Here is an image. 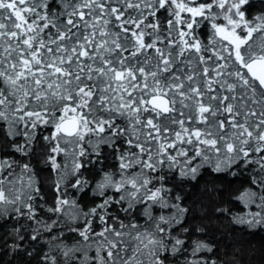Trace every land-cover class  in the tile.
I'll list each match as a JSON object with an SVG mask.
<instances>
[{"label":"snow or ice","instance_id":"1","mask_svg":"<svg viewBox=\"0 0 264 264\" xmlns=\"http://www.w3.org/2000/svg\"><path fill=\"white\" fill-rule=\"evenodd\" d=\"M252 2L0 0L5 150L27 158L50 128L55 193L38 205L31 163L0 157V220L17 222L20 241L21 229L33 241L58 230L42 264H219L201 255L210 244L181 238L189 209L168 186L170 174L195 180L206 166L232 176L251 166L237 199L257 211L231 219L264 229V10L251 13ZM111 155L118 166L106 171ZM89 165H101L98 180L84 177Z\"/></svg>","mask_w":264,"mask_h":264},{"label":"trees","instance_id":"2","mask_svg":"<svg viewBox=\"0 0 264 264\" xmlns=\"http://www.w3.org/2000/svg\"><path fill=\"white\" fill-rule=\"evenodd\" d=\"M260 10H264V3H261V0H253L249 11L255 14ZM198 34L206 42L207 29L199 30ZM37 131V143L27 158L12 152L10 148L5 150L6 142L3 133L0 132V157L11 156L20 161L21 164L30 162L39 180L41 195L43 196V200L38 198L36 203L51 206L55 196L51 187L53 171L50 166L44 163L49 153L48 145L42 139V135H50L51 129L42 126ZM17 142L22 141L17 138ZM57 162L63 164L60 157H57ZM117 166L118 162L114 155L109 156L103 162L106 171H115ZM99 167L101 165L95 167L89 165V168L81 171L84 173V177L90 181H95L100 178L99 173L96 172ZM16 171L19 172L20 169L16 168ZM251 173V166L246 172L236 176L228 173H216L211 167L206 166L200 170L195 180H181L175 173L170 174L171 179L168 181V186L180 193L183 197L182 206L189 209L180 225V228H187L189 231L186 234L181 233V238L186 241L190 238L200 239L210 244L213 247V252L201 253L204 258L217 260L219 264H264V229H247L244 226L233 224L231 219L234 216L257 211L255 205H248L237 199L245 189L252 187ZM69 194L71 197H79V202L82 204L90 203L93 199L90 191L78 194L69 188ZM37 218L51 222L49 214H46L42 209H38ZM121 218H123L122 214ZM51 219H55V216H51ZM136 219L139 223H144L142 218L137 216ZM20 223H27L29 229L34 227L31 221L21 220ZM18 226L13 219L0 220V264H42L43 256L48 252L46 241L56 235L58 230L54 229L52 233H44L42 237L33 241L24 229H21L24 239L20 241L11 234V229ZM197 229L202 231H196ZM67 242L71 243L72 241L68 239ZM16 244L20 245L19 249L13 247ZM185 247L188 245L186 244ZM183 258V256L170 257L169 264H176L177 259Z\"/></svg>","mask_w":264,"mask_h":264}]
</instances>
